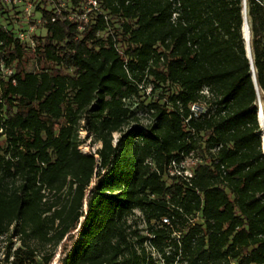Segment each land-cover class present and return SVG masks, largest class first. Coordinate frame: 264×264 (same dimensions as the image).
Masks as SVG:
<instances>
[{"label":"trees","instance_id":"1","mask_svg":"<svg viewBox=\"0 0 264 264\" xmlns=\"http://www.w3.org/2000/svg\"><path fill=\"white\" fill-rule=\"evenodd\" d=\"M31 1L0 7V264H264V0L252 63L244 0Z\"/></svg>","mask_w":264,"mask_h":264},{"label":"rangeland","instance_id":"2","mask_svg":"<svg viewBox=\"0 0 264 264\" xmlns=\"http://www.w3.org/2000/svg\"><path fill=\"white\" fill-rule=\"evenodd\" d=\"M23 7H24V5H23ZM24 13L26 15L24 16V18L20 19L19 24H26L27 21L29 20V18H28L29 13H27V11H25V10H24ZM21 14H22V12H20L18 16H21ZM30 15H32V11H31ZM36 30H37V28H35L33 32L35 33ZM24 68L26 71H33L34 70V62L32 60L28 61L27 63L24 64ZM148 90H149V87H147V91ZM194 109L196 111H198L200 109V106H196ZM143 121H146V119L144 118ZM118 137H119V133L116 132L113 134V143H115L117 141ZM80 139H81L82 143L79 146V148L83 153L94 152L100 146V143L95 142L93 140L92 135L90 133H88L87 131H84V130L80 131ZM262 149H263V141H262ZM132 219L136 223V225H139V227H143L145 225V221L143 220V216H142L141 212L138 210H135V215L132 217ZM195 221H200V217L197 216L195 218ZM11 230H12V228H11ZM11 230L8 234H5L4 236H2L0 238V258L3 257L4 249L9 242L8 239H9V235L11 234ZM11 241H12V244H11L12 246H17L19 244L18 236L12 234ZM62 248H63V242H62V245H58L55 248L54 256L52 258L51 264H58L59 258L63 254ZM47 249H49V248H47ZM153 254L155 256H158L155 252Z\"/></svg>","mask_w":264,"mask_h":264},{"label":"built area","instance_id":"3","mask_svg":"<svg viewBox=\"0 0 264 264\" xmlns=\"http://www.w3.org/2000/svg\"><path fill=\"white\" fill-rule=\"evenodd\" d=\"M18 3H23L24 4V7H23L24 10L27 11V13H29V15L31 14L32 9L34 8V4H33V2L31 0H0V7L2 6L4 9H8V7L10 5L18 4ZM97 5H98V1L97 0H87L86 5L84 7L85 8V12L80 15V18L83 19L84 21H86V19H87L86 13L89 10L93 9V8H97ZM70 17H72V16H70ZM36 22L39 23L40 22V18H37ZM34 29H35V26L34 25H30L25 30L19 31L17 33V35H16L17 38H19L20 41L25 42L27 47H30V48L33 47L34 44H35V40L31 36L33 31H34ZM1 66L3 68L4 74H9L11 72V70L9 68L3 67L2 63H1ZM196 106L197 105L193 104L191 106V110L192 111H196L194 109ZM198 111H200V109ZM173 164H174V162H173ZM187 164H188V162L186 163L185 161H183L181 163V166H186ZM184 172H185V174H188V170L187 169H185ZM162 220H163V222L169 223L167 218H163Z\"/></svg>","mask_w":264,"mask_h":264},{"label":"water","instance_id":"4","mask_svg":"<svg viewBox=\"0 0 264 264\" xmlns=\"http://www.w3.org/2000/svg\"><path fill=\"white\" fill-rule=\"evenodd\" d=\"M243 15H244V23H243V37L245 39L246 42V53H247V57L250 59L251 61V51H250V44H249V38H250V33H249V25L247 22V17H246V5H245V0H244V7H243ZM252 63V61H251ZM252 71H253V66H252ZM253 77H254V71H253ZM255 80V78H254ZM258 102H259V111H258V119L260 121L261 126L264 129V113H263V109H262V105L260 102V97L258 95ZM264 135V133H263ZM262 141H264V137H262Z\"/></svg>","mask_w":264,"mask_h":264},{"label":"bare ground","instance_id":"5","mask_svg":"<svg viewBox=\"0 0 264 264\" xmlns=\"http://www.w3.org/2000/svg\"><path fill=\"white\" fill-rule=\"evenodd\" d=\"M263 137H264V135H263ZM263 149H264V141H263Z\"/></svg>","mask_w":264,"mask_h":264}]
</instances>
